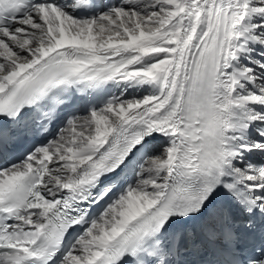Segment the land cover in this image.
Listing matches in <instances>:
<instances>
[{
  "label": "snow or ice",
  "instance_id": "obj_1",
  "mask_svg": "<svg viewBox=\"0 0 264 264\" xmlns=\"http://www.w3.org/2000/svg\"><path fill=\"white\" fill-rule=\"evenodd\" d=\"M0 264H264V0H0Z\"/></svg>",
  "mask_w": 264,
  "mask_h": 264
}]
</instances>
